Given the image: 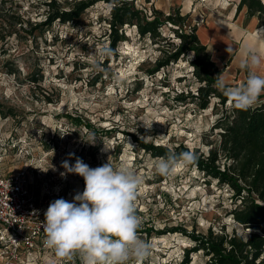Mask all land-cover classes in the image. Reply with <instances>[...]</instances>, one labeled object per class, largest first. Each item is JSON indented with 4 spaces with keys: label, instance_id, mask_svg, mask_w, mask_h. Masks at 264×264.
I'll return each instance as SVG.
<instances>
[{
    "label": "rangeland",
    "instance_id": "obj_1",
    "mask_svg": "<svg viewBox=\"0 0 264 264\" xmlns=\"http://www.w3.org/2000/svg\"><path fill=\"white\" fill-rule=\"evenodd\" d=\"M50 1L0 0V172L9 175L26 167L44 169L40 188L46 189L44 183L56 185L72 201L85 184L74 173L61 175L64 161L74 165L79 158L95 168L110 159L115 166L126 164L135 170L144 178L136 201L142 225L167 232L151 237L138 234L152 243L153 256L136 264H181L193 242L181 233L168 232L177 227L198 233L209 228L228 233L236 229L247 236L249 232L232 216L235 204L228 186L182 163L170 176L157 174L154 164L158 157L144 152L133 138L171 148L183 144L204 153L219 145L220 129L214 128L221 112L218 99L205 110L189 98L183 103L175 100L180 92L196 94L200 86L191 66L193 53L150 74L157 60L169 56L180 44L171 26H163L155 40L140 37L135 26H125L126 40L112 55L102 56L100 50L110 45L107 36L114 4L100 1L73 22L56 20L50 27L35 30L46 20L49 9L45 3ZM54 1L55 9L69 11L84 0ZM127 1L149 19L155 11L161 16L179 12L186 17L189 30V26L201 24L200 14H229L241 0ZM262 17L264 23V14ZM217 20L232 27L230 22ZM71 115L81 116L85 122L77 126L69 121ZM86 122L95 130L87 128ZM108 130L114 133L106 134ZM93 136L95 143H88ZM190 257V264L205 261L201 253ZM17 264L82 261L79 254L62 260L51 251L20 259Z\"/></svg>",
    "mask_w": 264,
    "mask_h": 264
},
{
    "label": "trees",
    "instance_id": "obj_2",
    "mask_svg": "<svg viewBox=\"0 0 264 264\" xmlns=\"http://www.w3.org/2000/svg\"><path fill=\"white\" fill-rule=\"evenodd\" d=\"M100 1L114 4L109 19L110 33L107 36L110 49L115 51L117 45L126 40L125 26H135L140 37L149 36L155 40L161 36V28L170 25L173 33L180 39V44L169 56L158 59L156 68L150 71V74H155L172 62H177L182 56L193 53L191 66L200 86L196 94L180 92L175 100L183 103L189 98L192 103L205 110L216 98L217 105L221 107L214 125L215 129H220V142L207 153L201 152L200 148L191 150L183 144L174 148L155 145L133 136L139 147L153 157H164L169 151L177 154L194 153L197 159L189 165L195 167L204 177L232 190V201L235 204L232 216L243 230L249 232L244 236L236 229L231 233L224 229L216 232L212 228L206 233H198L195 230L189 232L183 227L170 229L168 232L181 233L193 242V246L185 250L181 264H190V256L198 253L205 259L203 264H264V103H257L248 110L231 106L228 98L216 87L217 75L222 76L224 69H220L212 61L207 46L198 38L197 27L189 26V30L186 29V17L179 12L161 16L160 11H155L154 17L149 19L142 10L136 9L127 0H84L75 4L69 11H59L55 9L56 1L51 0L45 3L49 9L46 20L35 30L50 27L56 20L62 23L73 22ZM244 7H247L248 17L258 15L262 23L264 4L261 0H241L237 12ZM22 22L19 17L18 23L22 25ZM32 80L34 83L39 82L37 79ZM262 98L264 95H261L259 100ZM68 118L77 126L85 122L81 116L71 115ZM85 126L95 130L90 123L86 122ZM112 133V130L106 131V134ZM138 234L151 237L152 234L161 236L167 232L156 231L153 226L147 224L141 225Z\"/></svg>",
    "mask_w": 264,
    "mask_h": 264
},
{
    "label": "clouds",
    "instance_id": "obj_3",
    "mask_svg": "<svg viewBox=\"0 0 264 264\" xmlns=\"http://www.w3.org/2000/svg\"><path fill=\"white\" fill-rule=\"evenodd\" d=\"M262 31L258 29L257 37L243 45L240 67L246 70L247 78L242 85L229 87L224 77L217 75L216 87L235 109L248 110L264 95ZM226 51L230 53L233 49L228 47ZM113 53L110 48H102L99 52L102 56ZM87 142L94 144L95 137ZM196 159L192 152L169 151L156 160L154 170L167 177L178 164L189 165ZM62 167L65 169L62 176L79 175L85 187L72 201L60 198L49 204L42 222L44 246L62 260H71L79 254L82 264H136L151 258L152 243L138 235L142 219L137 215L136 201L144 178L126 164L113 165L110 159L95 168L79 158L74 165L64 161Z\"/></svg>",
    "mask_w": 264,
    "mask_h": 264
},
{
    "label": "built area",
    "instance_id": "obj_4",
    "mask_svg": "<svg viewBox=\"0 0 264 264\" xmlns=\"http://www.w3.org/2000/svg\"><path fill=\"white\" fill-rule=\"evenodd\" d=\"M199 18L200 23L206 19L203 14ZM43 170L26 167L9 175L0 172V264H17L52 251L44 246V213L52 201L65 198L56 185L44 183L46 189L40 188Z\"/></svg>",
    "mask_w": 264,
    "mask_h": 264
},
{
    "label": "crops",
    "instance_id": "obj_5",
    "mask_svg": "<svg viewBox=\"0 0 264 264\" xmlns=\"http://www.w3.org/2000/svg\"><path fill=\"white\" fill-rule=\"evenodd\" d=\"M207 16L205 21L197 26V35L200 42L207 46L212 61L220 69H224L222 76L226 84H243L247 78L246 70L240 67L243 45L245 42L257 37L258 29L264 30V23H261L256 15L248 17L246 8H243L240 12L235 9L232 12L230 11L229 14ZM217 18L230 22L232 27L227 28ZM263 34L264 31L260 33L262 36ZM228 47L232 48L233 51L228 53L226 51ZM261 48H264V43L261 44ZM214 57L217 59L214 60ZM261 74H264V69H262ZM259 101L258 104L264 103V98Z\"/></svg>",
    "mask_w": 264,
    "mask_h": 264
}]
</instances>
